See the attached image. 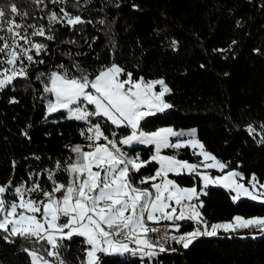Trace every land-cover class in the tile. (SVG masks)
<instances>
[{
    "label": "trees",
    "instance_id": "1",
    "mask_svg": "<svg viewBox=\"0 0 264 264\" xmlns=\"http://www.w3.org/2000/svg\"><path fill=\"white\" fill-rule=\"evenodd\" d=\"M14 2L28 13L26 19L16 17L20 23L47 27V16L51 11L59 13L60 7L91 23L77 29L57 25L53 41L33 38L48 45L47 52L37 57L45 63L33 66L29 79L18 80L14 90L0 91V185L10 179L28 181L30 172H42L56 160H67L71 146L86 143L80 135L86 127L83 122L61 119L63 113L45 120L43 86L35 79L40 71L56 70L60 64L71 68L74 61L89 73L116 63L134 78L163 79L171 89L166 100L173 108L147 117L143 129H196L205 150L228 165L225 173L241 172L246 185L253 176L264 183V144L260 143V133H264L260 127L264 125V0H80L77 7H73L75 0L59 5L44 0L39 6L32 0ZM7 3L0 0V4ZM12 98L18 103H11ZM249 125L256 128L255 134L247 132ZM106 127L109 135L113 130L118 135L130 134V129ZM122 147L143 160L154 154L149 146ZM193 152L181 149L178 158L195 163L200 157ZM162 154L177 153L166 149ZM157 168L156 163L149 164L136 176L153 175ZM219 174L224 173H212ZM170 178L181 186L201 189L198 176ZM40 179L50 187L46 176ZM58 179L66 182L68 177L61 174ZM205 192L199 202L208 225L235 216L264 218V203L246 197L234 202L233 193L221 187L210 186ZM180 225L182 233L192 230L190 221ZM242 233L248 237L224 231L199 237L189 248L180 246L151 261L101 255L105 264H264V234ZM4 235L0 233V264H31L24 249L39 245L18 237L5 240ZM86 247L83 238H74L63 251L68 264H79Z\"/></svg>",
    "mask_w": 264,
    "mask_h": 264
},
{
    "label": "snow or ice",
    "instance_id": "2",
    "mask_svg": "<svg viewBox=\"0 0 264 264\" xmlns=\"http://www.w3.org/2000/svg\"><path fill=\"white\" fill-rule=\"evenodd\" d=\"M32 3L39 6L44 0ZM51 3L66 4L67 0ZM79 4L80 0H75L73 7ZM17 16L26 19L28 13L21 12L14 0L0 4V91L9 87L14 90L18 80L29 79L33 66L45 63L37 57L47 52L48 45L33 38L53 41L57 25L77 29L91 23L64 7L59 13L50 12L47 27L20 23ZM35 79L43 86L45 120L63 113L61 119L83 122L86 127L80 135L86 143L71 146L72 155L67 160H56L42 172H30L28 181L14 183L10 179L0 185V233L5 234V240L18 237L39 245L24 249L31 264H68L63 251L77 237L87 245L79 264H105L102 255H131L151 261L166 251H175L166 247L170 242L187 249L197 238L216 236L220 230L255 229L264 234V218L235 216L231 222L208 225L199 202L209 185H218L234 193V202L246 197L264 203V183L253 176L246 186L244 176L236 170L215 177L208 174V169L225 173L228 165L205 150L196 129H143L147 117L173 108L166 100L171 89L163 79L134 78L132 72L116 63L89 73L75 61L71 68L60 64L56 70L40 71ZM10 102L18 103L15 98ZM108 124L115 129H130V134L118 135L113 130L109 135ZM260 127L264 129V125ZM247 132L253 135L256 128L249 125ZM22 134L27 137V130ZM186 136L189 139H182ZM260 143L264 144V133H260ZM134 144L153 147L154 154L148 160L139 154L130 156L122 146L131 148ZM186 148L193 149L202 160L191 163L178 158L179 151ZM165 149L177 154L162 155ZM152 163L159 166L153 175L136 176ZM61 174L67 175L66 182L58 179ZM183 175L198 176L202 189L181 186L170 178ZM41 176H46L50 187L41 182ZM164 221L178 235H169L166 228L159 227ZM182 221H191L196 227L182 233L178 223Z\"/></svg>",
    "mask_w": 264,
    "mask_h": 264
},
{
    "label": "built area",
    "instance_id": "3",
    "mask_svg": "<svg viewBox=\"0 0 264 264\" xmlns=\"http://www.w3.org/2000/svg\"><path fill=\"white\" fill-rule=\"evenodd\" d=\"M191 224H192V230H193L196 227V225L193 222H191ZM159 227H161L162 229L166 228L169 232V235H178V233H176L175 231L172 230L171 224H169V222H167V221L162 222L159 225ZM256 231L257 230H255V229H239L236 232H232V233H242V232L255 233ZM153 235L155 236V234H153ZM201 237H204V236H201ZM180 246H181L180 244H176L175 242H170L168 245H166L167 248H175V249L179 248ZM166 252H169V251H166Z\"/></svg>",
    "mask_w": 264,
    "mask_h": 264
},
{
    "label": "crops",
    "instance_id": "4",
    "mask_svg": "<svg viewBox=\"0 0 264 264\" xmlns=\"http://www.w3.org/2000/svg\"><path fill=\"white\" fill-rule=\"evenodd\" d=\"M166 111V110H165ZM133 146H141V147H146V146H144V145H138V144H134ZM191 149V148H190ZM153 150H154V148H153ZM166 150V149H165ZM191 150H193V149H191ZM164 151V150H163ZM194 151V150H193ZM196 151V150H195ZM198 151V150H197ZM202 160V157H200V160L199 161H197V162H195V163H199L200 161ZM158 166V165H157ZM159 167V166H158ZM203 171V170H202ZM207 172H208V174H210L211 176H213L212 175V173L213 172H219V171H215V170H212V169H208L207 170ZM226 174V173H225ZM192 176H195V175H192ZM216 176H219V175H216ZM213 177H215V176H213ZM243 182H244V180H243ZM210 186H212V185H210ZM209 186V187H210ZM144 187H148V185L147 186H144ZM202 187H203V185H202V181H201V189H202ZM222 188V187H221ZM200 189V190H201ZM224 190H226L225 188H223ZM200 190H198V191H200ZM229 191V190H228ZM249 218H260V217H249ZM245 219H248V218H245ZM182 222H185V221H182ZM178 223H181V222H178ZM220 231H223V230H220ZM254 238V237H253ZM126 257H132L131 255H127Z\"/></svg>",
    "mask_w": 264,
    "mask_h": 264
},
{
    "label": "rangeland",
    "instance_id": "5",
    "mask_svg": "<svg viewBox=\"0 0 264 264\" xmlns=\"http://www.w3.org/2000/svg\"><path fill=\"white\" fill-rule=\"evenodd\" d=\"M157 90H159V86H157ZM45 104H46V101H45ZM197 151V150H196ZM162 155H164V154H162ZM212 170H215V171H218V170H216V169H212ZM225 174V173H224ZM221 175H223V174H219V176H221ZM187 176H189V175H187ZM243 182V181H242ZM244 183V182H243ZM210 186V185H209ZM212 186H215V187H221V186H218V185H212ZM247 186V185H246ZM223 188V187H222ZM227 190V189H226ZM233 195H234V193H233ZM243 218V217H242ZM249 218V217H248ZM231 221H233V219L231 220ZM231 221H222V222H218V223H228V222H231ZM228 234H231L230 232H227ZM236 235H238V236H240V237H248L247 236V234H245V233H240V234H236ZM252 235L253 236H255V235H258V233H252Z\"/></svg>",
    "mask_w": 264,
    "mask_h": 264
}]
</instances>
